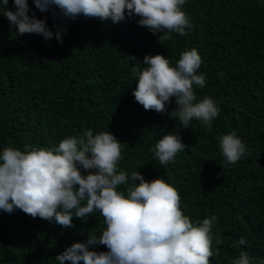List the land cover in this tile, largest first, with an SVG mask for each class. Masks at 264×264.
<instances>
[{
  "label": "trees",
  "instance_id": "obj_1",
  "mask_svg": "<svg viewBox=\"0 0 264 264\" xmlns=\"http://www.w3.org/2000/svg\"><path fill=\"white\" fill-rule=\"evenodd\" d=\"M27 3L29 15L46 19L50 28L61 24L59 15L54 20ZM8 7L14 10L13 0ZM182 10L193 28L185 36L172 33L162 45L138 26V17L115 24L83 16L68 20L61 44L36 34L15 37V27L0 14V151L58 146L84 129L109 130L124 143L120 170L172 185L194 222L217 216L212 231L223 243L213 241L219 255L210 264H232L241 251L264 259V0H186ZM193 48L202 60L198 74L206 78L204 88L194 86L197 98L210 96L220 109L211 128L197 120L180 126L167 114L146 111L132 95L131 69H142L145 55L162 54L175 66ZM175 107L173 99L167 110ZM173 131L189 147L161 165L151 149ZM231 132L249 155L225 167L219 140ZM73 224L69 229L19 209L0 210V264H58L57 254L105 227L99 212ZM241 237L246 244H238Z\"/></svg>",
  "mask_w": 264,
  "mask_h": 264
},
{
  "label": "clouds",
  "instance_id": "obj_2",
  "mask_svg": "<svg viewBox=\"0 0 264 264\" xmlns=\"http://www.w3.org/2000/svg\"><path fill=\"white\" fill-rule=\"evenodd\" d=\"M40 12H51L61 24L29 15L27 0H0V7L14 26L15 37L36 34L45 41L55 37L63 43L67 21L83 16L113 24L135 19L140 27L157 36L163 44L172 39V33L185 36L193 28L189 16L182 10L186 0H32ZM136 60L133 56H125ZM144 65L133 66L131 75L136 87L135 101L148 110L167 114L185 128L193 120L212 127L220 109L210 96L198 99L194 86L205 87V76L198 74L202 60L193 48L181 53L172 66L162 54L145 55ZM175 101V109L167 105ZM124 143L109 130L93 133L84 129L79 135L63 138L58 146L32 147L23 151L4 147L0 151V210L13 213L16 209L26 215L61 227L73 228V219L86 223L94 212L104 218L105 227L99 236L87 235L83 242H74L54 259L58 264H210V258L219 255L223 243L213 235L217 216L211 215L192 221L181 208V197L176 188L157 177L145 181L137 170L131 175L118 168ZM189 146L173 131L160 138L151 151L161 165L174 162L176 155ZM219 150L224 166L235 164L249 155L245 143L235 132L223 135ZM142 167V166H141ZM137 181L139 183H137ZM125 190L120 186L129 185ZM125 192L127 193L125 195ZM239 245L246 244L241 237ZM103 245L107 251L93 250ZM232 264H264L241 251Z\"/></svg>",
  "mask_w": 264,
  "mask_h": 264
}]
</instances>
